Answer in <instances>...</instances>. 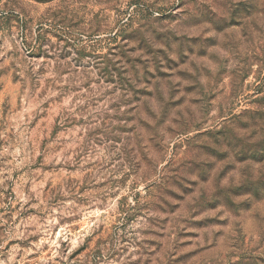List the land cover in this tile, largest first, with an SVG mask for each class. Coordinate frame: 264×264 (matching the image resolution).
I'll list each match as a JSON object with an SVG mask.
<instances>
[{
  "label": "rangeland",
  "instance_id": "1",
  "mask_svg": "<svg viewBox=\"0 0 264 264\" xmlns=\"http://www.w3.org/2000/svg\"><path fill=\"white\" fill-rule=\"evenodd\" d=\"M0 264H264V0H0Z\"/></svg>",
  "mask_w": 264,
  "mask_h": 264
}]
</instances>
